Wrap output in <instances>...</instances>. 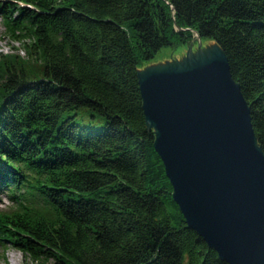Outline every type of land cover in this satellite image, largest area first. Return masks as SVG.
Returning a JSON list of instances; mask_svg holds the SVG:
<instances>
[{"label": "trees", "instance_id": "1", "mask_svg": "<svg viewBox=\"0 0 264 264\" xmlns=\"http://www.w3.org/2000/svg\"><path fill=\"white\" fill-rule=\"evenodd\" d=\"M0 16L25 53H0V246L29 264H228L173 200L136 65L214 39L264 152V0H0Z\"/></svg>", "mask_w": 264, "mask_h": 264}, {"label": "water", "instance_id": "2", "mask_svg": "<svg viewBox=\"0 0 264 264\" xmlns=\"http://www.w3.org/2000/svg\"><path fill=\"white\" fill-rule=\"evenodd\" d=\"M136 65L146 127L186 225L228 264H264V152L214 39Z\"/></svg>", "mask_w": 264, "mask_h": 264}, {"label": "rangeland", "instance_id": "3", "mask_svg": "<svg viewBox=\"0 0 264 264\" xmlns=\"http://www.w3.org/2000/svg\"><path fill=\"white\" fill-rule=\"evenodd\" d=\"M196 34H194L195 36ZM172 47V46H164ZM14 52L19 53L21 56H25L21 42L13 40L7 33L4 24L2 23L0 16V53ZM154 57V56H153ZM1 204L4 206L8 204L6 195L0 196ZM30 259L27 255L22 253L20 250L7 245L5 247L0 246V264H29Z\"/></svg>", "mask_w": 264, "mask_h": 264}]
</instances>
